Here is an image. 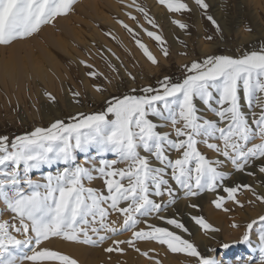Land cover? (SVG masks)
Masks as SVG:
<instances>
[{
	"label": "snow or ice",
	"instance_id": "obj_1",
	"mask_svg": "<svg viewBox=\"0 0 264 264\" xmlns=\"http://www.w3.org/2000/svg\"><path fill=\"white\" fill-rule=\"evenodd\" d=\"M73 3L74 0H0V46L7 48L38 34L42 26L68 15ZM158 3L169 13L181 15L191 14L194 4L222 35L206 0ZM128 7H135L148 19L135 0ZM128 15L136 21L135 16ZM171 22L181 30L188 28L180 19ZM117 23L135 38L134 28L120 20ZM148 23L158 27L152 20ZM144 31L168 58L170 51L163 35ZM205 38L213 40V36ZM135 42L147 60L158 66L159 61L148 47L140 39ZM188 54L186 50L180 53ZM80 63L92 67L86 61ZM183 69L185 74L180 80L164 76L157 86L132 89V93L140 94L112 97L105 111L78 113L68 122L57 119L47 127H35L11 139L0 136V264H77L44 242L63 237L96 245L126 231L131 232L130 238L111 239L104 251L123 253L121 245H129L141 252L135 242L149 240L166 246L171 253L184 254L188 264H222L214 256L202 254L191 239L183 236L189 232L183 222L164 213L175 203V194L180 190L185 197H195L205 189L213 192L216 199L211 203L217 209L223 207L225 199L243 208L237 199L241 190L252 192L256 200L264 203V194L256 193L252 185L226 183L232 172L224 170L225 162H229L236 172L247 171L252 176L256 173L250 169L258 168L264 175V47L239 55L197 57ZM87 75L98 78L102 73L89 71ZM129 76L136 79L130 73ZM92 87L96 92L105 91L99 84ZM72 95L79 103L80 93ZM201 108L211 112L213 118L205 117ZM153 118L170 122L171 131H161ZM200 145L216 158L206 155ZM90 152L97 154L99 165L87 155ZM109 153L116 159H105ZM78 154H85V164L77 163ZM120 163L126 167H118ZM53 167L57 169L55 173L42 172ZM37 172L40 178L34 180ZM94 173L95 178H102V189L85 186L86 180L94 179ZM165 195L170 198L167 202ZM189 207L199 209L200 205L192 203ZM223 210L230 211L226 207ZM5 215L8 219L3 218ZM147 217L163 223L149 222ZM191 219L206 232L219 231L203 216L193 215ZM232 227L239 225L233 223ZM254 228L259 229L256 235L264 264V215L247 223L240 242H249ZM208 251L214 253L216 249ZM141 255L147 257L148 252Z\"/></svg>",
	"mask_w": 264,
	"mask_h": 264
},
{
	"label": "rangeland",
	"instance_id": "obj_2",
	"mask_svg": "<svg viewBox=\"0 0 264 264\" xmlns=\"http://www.w3.org/2000/svg\"><path fill=\"white\" fill-rule=\"evenodd\" d=\"M93 1L96 2L102 19L91 14L90 8L85 6ZM257 1L261 3L262 9L257 8V6L254 7V1L250 0H206L211 5L210 13L214 15L221 26V35L216 32L203 11L197 9L194 4L191 14L181 15L169 13L158 3V0H135V3L142 6L148 14V19H145L144 15L139 13L135 7H128L133 3V0H74L72 10L68 15L58 17L52 24L42 26L38 34L17 41L7 48L0 46L2 55L7 56L9 49L13 48L19 51L18 47L21 46V43H31L38 40L50 52L51 60L58 63V70H52V67L48 65V71H51L53 75L52 81L41 83L29 77L21 80L23 81L22 87L0 84V136L6 135L11 139L29 133L35 127H47L57 119L68 122L71 117L78 113L91 114L105 111L112 97L140 94L138 92L132 93L133 88L139 89L147 85L157 86L164 76H170L173 80L182 79L185 74L183 65L197 57L203 59L205 55L211 54L239 55L243 51L260 50L264 47V0ZM188 2L191 3V0ZM128 13L136 17L139 26L136 21L129 18ZM173 19H180L188 25V28L186 30L179 29L171 22ZM117 20L134 28L135 38L117 23ZM148 20H152L158 27H153L152 24L148 23ZM67 25L75 30V35L68 30ZM145 29L163 35L170 51L168 58L161 54L160 46L147 36ZM52 36H57L63 40V45L54 46L51 44L50 37ZM206 36H213V40L208 41ZM136 39H140L148 47L159 61L158 66L147 60L138 48ZM185 45H187L186 49ZM185 50L189 54L187 56L180 55ZM20 53L23 55L24 51L20 50ZM80 61H86L92 67L88 68ZM112 66H115L117 71H113ZM89 71H96L102 75L98 78H92L87 75ZM129 73L136 78L134 81L130 78ZM93 84L103 86L105 91L103 93L96 92L92 87ZM73 92L80 93L79 103L76 102L77 98L73 97ZM201 112L205 117L213 118L212 113L207 109L201 108ZM153 119L161 125V131H171L170 122ZM255 142L259 143V139ZM200 147L210 158H216L215 154L207 150L204 145H200ZM84 155L78 154L77 163L85 164ZM87 155L99 165V158L95 152H90ZM171 155L175 159V152H172ZM104 158L107 160L116 159L111 153L106 154ZM117 166L124 168L126 164L120 163ZM56 170V167L44 168L42 172L44 174L48 171L55 173ZM224 170L232 172L226 183L243 182L250 184L253 182L250 185L256 193L261 194L260 190L264 192V175L258 172V168L250 169L256 174L249 176L247 171L236 172L229 162H225ZM40 175L41 173L37 172L32 178L34 180L39 179ZM96 175L94 173V179L91 181H85L86 187L102 189V178H95ZM218 191L226 197V193L220 189ZM156 199L159 200V198ZM169 199L165 195L164 201L167 202ZM214 199H216L214 193L207 189L195 197H185L183 190H180L179 193L175 194V203L169 205L168 211L164 215H174L183 222L189 229V232L183 233L185 234L184 237L191 239L198 246L200 252L202 243L205 246L208 245L206 248L216 249L214 257L218 259L220 256L234 253L235 250L243 246L248 247L249 242H240V238L248 222L264 215V203L256 200L252 192L241 190L237 199L243 204V208L231 200L225 199L223 207L230 209L226 212L223 207L217 209L211 203ZM192 203L199 204L200 208L189 207ZM193 215L203 216L207 223L219 231L206 232L200 229L191 219ZM3 218L8 219V216L5 215ZM112 218L115 219V214ZM146 219L149 222L163 223L154 220L153 217ZM233 223L238 224L239 229L232 227ZM117 226L119 227V225ZM139 227H144V225L140 224ZM253 231L258 233L259 229L254 228ZM231 232L236 235H232ZM130 236L131 232L126 231L116 236H110V239L96 245H85L65 240L63 237H52L49 241H45L44 245L69 255L77 261V264H175L177 258L184 259L181 262L188 264L189 258L184 254L171 253L166 246L157 241L141 240L135 242V247H138L141 252H148L147 257L129 245H121L124 248L123 253L104 251V248L111 243V239L125 240ZM223 244L230 246L223 248ZM76 247L87 249L83 251L84 253L87 252L86 254L89 252L90 256L88 254L86 257V254L82 253V258L78 256L76 258L74 253L71 254V250L76 249ZM98 251L100 252L96 253ZM129 254L130 256H128ZM90 258H93L92 262L88 261ZM259 258L260 252L252 255L250 261L253 263L255 259ZM141 260L143 261L141 262ZM25 263L27 264V262ZM45 264H58V262H45Z\"/></svg>",
	"mask_w": 264,
	"mask_h": 264
},
{
	"label": "bare ground",
	"instance_id": "obj_3",
	"mask_svg": "<svg viewBox=\"0 0 264 264\" xmlns=\"http://www.w3.org/2000/svg\"><path fill=\"white\" fill-rule=\"evenodd\" d=\"M250 1H254L253 2L254 7L257 6V8L258 7L261 9L263 8L259 1H257V0H250ZM85 6L90 8L89 10L91 11L90 12L91 14H94L96 17H99L100 19H102L101 14L98 12L95 1L90 2V3L86 4ZM253 16H254V13H253ZM67 28H68V30H70L72 32L73 35H75L74 29L70 28L68 25H67ZM242 39H243V37H242ZM50 42L54 46H62L63 45V40H61L57 36L50 37ZM41 43L38 40H35V42H31V43H29V42L21 43V46L18 47L19 51L11 48V49H9L7 56L2 55L3 52L2 53L0 52V84L1 85H14V86H18V87L21 86L22 87L23 81H21V80L26 79V78L28 79L29 77L34 78L36 81H39L41 83L46 82V81H50V80L52 81L53 75H52L51 71H48V65L50 67H52V70H58V63H57V61L51 60L50 52ZM20 50L24 51L23 55L20 53ZM226 167L228 168V166H226ZM250 184H253V182H250ZM260 193L264 194V192L262 190H260ZM235 221L239 222L238 220H235ZM244 221H245V219H244ZM245 228H246V226H245ZM194 229L198 230V228H195V227H194ZM177 231H179V230H177ZM234 232H231V233H232V235L235 236L236 232L235 233ZM184 235L185 234H183V236ZM227 239H230V237L229 238L227 237ZM205 243H208V242H205ZM206 246H208V245H206ZM206 246L202 243L201 252H203L205 255H208V256H214L215 252L213 253V252L208 251L209 248H206ZM259 248H260V244L258 241V235H256V231L255 232L253 231V235L251 236L248 247L243 246L240 249L235 250L234 253L231 252L230 254H228L226 256H220L216 260L219 262H222V264H261L260 258L255 259L253 263L250 261V259L252 258V255H254L256 253L259 254V252H258ZM83 250H87V249H82V247L81 248L76 247V249L71 250L72 251L71 254L74 253L76 258H77V256L82 258V253H84ZM99 252L100 251H98L96 253H99ZM68 253H70V252H68ZM86 253H84V254H86ZM88 254H89V252H88ZM88 254H86V257ZM89 256H90V254H89ZM128 256H130V254ZM128 256H127V258H130ZM83 258H85V257H83ZM92 260H93V258L88 259V261H91V262H92ZM130 260H131V258H130ZM138 260H140V259H138ZM138 260H137V263H138ZM181 260L184 261V259H182V258H180V259L177 258V261H175V264H183L181 262ZM142 261L143 260H141V262ZM167 262H169V261L167 260ZM95 263H96V261H95ZM165 263H166V260H165ZM144 264H148V263H144ZM155 264H158V263H155Z\"/></svg>",
	"mask_w": 264,
	"mask_h": 264
}]
</instances>
